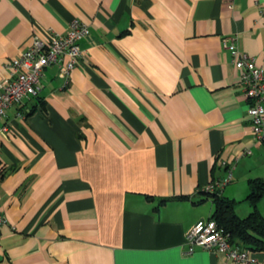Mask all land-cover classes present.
<instances>
[{
	"label": "crops",
	"instance_id": "crops-1",
	"mask_svg": "<svg viewBox=\"0 0 264 264\" xmlns=\"http://www.w3.org/2000/svg\"><path fill=\"white\" fill-rule=\"evenodd\" d=\"M72 20L88 28L81 61L45 68L0 119V264H233L185 237L213 213L209 182L231 170L220 195L246 218L264 181L221 43L264 69V0H0V80Z\"/></svg>",
	"mask_w": 264,
	"mask_h": 264
},
{
	"label": "built area",
	"instance_id": "built-area-1",
	"mask_svg": "<svg viewBox=\"0 0 264 264\" xmlns=\"http://www.w3.org/2000/svg\"><path fill=\"white\" fill-rule=\"evenodd\" d=\"M68 28L65 35L50 33L47 38L33 36L28 48L11 60L7 67L8 77L0 80V119L11 106L39 92L45 68L57 65L62 71L69 73L81 61L84 52L79 43L88 35V28L77 20H72ZM221 43L229 53L238 74L240 91L248 100L249 131L259 141H264V69L256 64L255 57L238 49L232 38L226 37ZM6 129L5 126L0 130ZM230 171L224 178L209 182L203 190L206 193H220L230 182ZM3 216L0 213V225L5 223ZM185 245L187 253L202 248L221 254L233 264L257 263L253 251L230 244L229 235L213 219L199 220L187 233Z\"/></svg>",
	"mask_w": 264,
	"mask_h": 264
},
{
	"label": "trees",
	"instance_id": "trees-1",
	"mask_svg": "<svg viewBox=\"0 0 264 264\" xmlns=\"http://www.w3.org/2000/svg\"><path fill=\"white\" fill-rule=\"evenodd\" d=\"M263 193L264 181H252L246 197L252 206V212L246 218L236 216L234 203L220 193H206L211 197L214 208L209 219L215 220L218 226L229 235L230 244L249 248L253 252L264 249V217L258 212L256 206Z\"/></svg>",
	"mask_w": 264,
	"mask_h": 264
}]
</instances>
